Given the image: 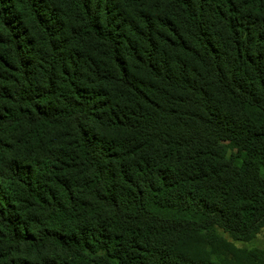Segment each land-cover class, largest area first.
Masks as SVG:
<instances>
[{
	"label": "trees",
	"instance_id": "16d2710c",
	"mask_svg": "<svg viewBox=\"0 0 264 264\" xmlns=\"http://www.w3.org/2000/svg\"><path fill=\"white\" fill-rule=\"evenodd\" d=\"M264 0H0V264H264Z\"/></svg>",
	"mask_w": 264,
	"mask_h": 264
},
{
	"label": "rangeland",
	"instance_id": "374dc122",
	"mask_svg": "<svg viewBox=\"0 0 264 264\" xmlns=\"http://www.w3.org/2000/svg\"><path fill=\"white\" fill-rule=\"evenodd\" d=\"M239 246H246V247H263L264 246V230L259 233V235L249 242H236Z\"/></svg>",
	"mask_w": 264,
	"mask_h": 264
}]
</instances>
